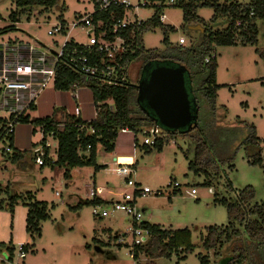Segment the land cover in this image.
Here are the masks:
<instances>
[{
	"label": "rangeland",
	"instance_id": "rangeland-1",
	"mask_svg": "<svg viewBox=\"0 0 264 264\" xmlns=\"http://www.w3.org/2000/svg\"><path fill=\"white\" fill-rule=\"evenodd\" d=\"M125 1L135 9L134 13L129 12V21L151 18L153 9L141 7L148 0ZM168 1H163L164 22L142 34L144 50H163L170 44L177 45L179 38L184 39V48L196 46L202 40V24L192 22L185 26L182 6H168ZM178 1L185 4L188 0ZM234 1L241 6L250 2L220 0L219 5L223 8L225 3ZM154 2L159 5L160 0ZM15 10L14 0H0V45L13 41L31 43L30 39H34L51 48L53 40L58 38L48 36L46 32L60 20L69 23L76 14L90 12L91 0H57L52 9L41 12L34 8L13 20L11 15ZM195 15L212 29L225 27L220 18L214 24L210 23L213 11L209 7H199ZM256 27L254 44L241 43L237 39L231 46L213 45L215 84L219 86L216 100L210 106L204 98H198L193 126L198 127L211 144L210 155L216 160H231L233 166L229 168V163L224 162L218 176L211 172L206 175L190 171L188 163L193 159L194 142L177 134H164L162 130L163 146L160 150L143 145L144 138L152 139L150 129H143L135 135L131 132L121 134L114 154L104 152L98 145L95 167L73 168L68 179L62 168L41 166L36 162L37 154L42 151L41 134L36 130L31 137L33 146L28 153L29 159L21 164L11 160L13 149L8 147L6 153L7 144L0 141V245L4 248L0 264H201V260L207 264H223L221 259L233 254L226 243L221 242L209 251L201 248L208 227L228 224L226 209L220 201L235 203L237 193L251 187L254 196L248 207L264 202L263 169L250 165L243 151V142L252 130L264 151V26L257 22ZM71 37L86 43L84 32L78 29ZM140 67L137 62L127 67L130 83L136 84ZM199 79L202 80V76ZM39 114L45 116L47 113L43 110ZM4 117L7 113L0 110V118ZM134 138L137 142L133 148ZM44 140L46 156L54 162L56 141L50 135ZM117 155H128L134 160L131 180L144 191L143 197H136L142 222L173 231L187 229L191 235V250H177L169 258L149 259L139 254L134 260L130 255L131 220L120 212L105 218L92 215V200L103 199L108 203L105 208L110 211V202L118 201L130 192L124 180L110 171L117 167L112 161ZM90 193L94 194V199ZM26 194L31 202L46 204L47 219L38 224L39 237L31 238L25 233L26 209L21 203L15 207L12 221L6 209L8 197H26ZM22 245H28L23 259L19 257ZM7 255L11 260H7Z\"/></svg>",
	"mask_w": 264,
	"mask_h": 264
},
{
	"label": "trees",
	"instance_id": "trees-1",
	"mask_svg": "<svg viewBox=\"0 0 264 264\" xmlns=\"http://www.w3.org/2000/svg\"><path fill=\"white\" fill-rule=\"evenodd\" d=\"M155 1V0H148ZM163 1V0H161ZM220 0H188L182 4L176 0L177 5L182 6L183 23L189 25L192 22L202 24L204 28L201 42L193 47L184 48L178 45H169L160 51L144 50L141 37L144 31L150 27L160 25L156 17L160 12L158 7L154 8L152 17L142 22L139 26H132L124 31L122 35L125 44L130 45L131 52L123 56V70L119 72V79L114 84H102L98 79L82 75L64 63H60L54 82V89L61 92H68L75 86L84 87L90 90L93 98L94 119L83 121L80 118L68 116L66 121H56L53 117L30 119L25 117L20 123H27L31 127H41L44 137L50 133L56 141V160L47 161V149L44 146V137L40 141L44 151V161L41 166H57L64 170V177L69 178V172L73 168L95 167L96 148L100 145L104 152L112 153L115 142L122 130L133 133H140L143 129L158 127L159 125L153 113L144 103L137 101V89L133 83L127 80V65L139 63L141 67L153 68L156 65L166 67L183 66L186 68L185 86L192 102V109L198 110V98H204L210 106L216 100V92L219 86L215 84L216 62L215 58L208 63L204 62L206 57L213 54V45L231 46L237 39L241 43L254 44L256 42L257 27L260 22L264 26V0H250L245 6L234 2L219 5ZM195 2V3H194ZM15 13L11 17L16 20V16L39 8L42 11L52 9L57 5V0H14ZM174 6V7H175ZM199 7H209L213 11L211 24L217 18L225 22L223 29H212L204 24V21L195 15ZM124 16L123 7H111L106 12L93 14L95 21L100 20L105 24H117ZM132 33V34H131ZM132 36V37H131ZM145 70V68H144ZM145 73H138L136 83L144 79ZM202 76V80L199 77ZM200 80V81H199ZM4 120L0 118V125ZM253 129V128H252ZM92 131V133H91ZM170 133V132H169ZM173 133V132H172ZM171 133V134H172ZM165 134V133H164ZM189 138L194 142L193 159L188 163V169L194 174L199 172H211L218 176L220 167L224 162L231 160L218 159L210 155L211 144L203 136L198 127L192 125L191 128L183 129L173 135ZM136 139L133 146H136ZM157 150L163 146L162 140H156L153 145ZM12 148V140H10ZM89 147V149H87ZM13 149V148H12ZM11 160L21 164L28 161L27 151H16L13 149ZM243 151L248 163L252 166H259L264 172V151L260 147L254 131L243 142ZM187 156V154H185ZM228 188L231 186L228 184ZM254 192L251 187L237 193L235 203H228L221 200L225 207L228 224L221 227H208L206 236L202 238L201 248L205 251L213 250L221 242L226 243L231 249L230 256L221 259L223 264H264V202L248 207V203L253 199ZM28 194L23 196L8 197L7 211L12 214L14 208L21 203L26 209L25 233L31 238L40 236L39 222L47 219L46 204L44 202H31ZM94 205H106L99 199L91 201ZM1 207V203H0ZM149 233V240L142 246H131L130 255L132 259H137L139 254H144L147 258H169L171 253L177 250H191L190 232L187 229L173 231L163 229L158 225L142 224ZM0 245V252L3 251ZM28 245H22L20 251L24 253ZM8 254V249H5ZM25 254V253H24ZM10 258V256H9ZM11 260V259H10ZM201 264H207L205 260Z\"/></svg>",
	"mask_w": 264,
	"mask_h": 264
},
{
	"label": "built area",
	"instance_id": "built-area-1",
	"mask_svg": "<svg viewBox=\"0 0 264 264\" xmlns=\"http://www.w3.org/2000/svg\"><path fill=\"white\" fill-rule=\"evenodd\" d=\"M163 1L160 0L159 5H155L154 1H147L141 6L158 7L160 12L156 20L159 24L165 20V16L161 13L164 8ZM175 4V0L168 1V6L174 7ZM111 7L124 8V16L121 21L113 25L105 24L100 20L94 22L93 14L106 12ZM152 9L154 11V8ZM134 10L125 0H91L90 12L83 15L76 14L69 23L60 20L51 26L46 34L58 38L53 40L51 48L39 44L34 39H30L31 43L13 41L0 45V110L7 113V117L2 119L4 123L2 122L0 125V141L7 144V148H4L6 153L16 126L20 124L21 119L30 118V113L41 94L54 87L56 71L60 63L66 64L82 75L94 77L102 84H114L119 79V72L124 69L121 63L123 56L128 52H133L130 45L125 44L122 35L128 28L139 26L145 22L137 19L128 20L129 12L134 13ZM75 29L84 32L86 43L77 42L71 37ZM184 44V39L179 38L177 45L184 46ZM214 58L213 54L206 57L204 62L208 63ZM80 88L84 87L75 86L68 91V95L76 100L75 92ZM71 114V116L81 119L80 106L77 102L73 105ZM35 130L41 134L42 140L43 129L38 127ZM157 131H159L158 135H156ZM125 132L128 131H121V133ZM149 134L152 139L144 138V146H153L156 140H162L161 129L158 127L150 128ZM48 135L53 137L52 133ZM42 151L36 157V162L40 165L43 164L45 155ZM114 162L117 167L110 171L124 180V184L130 189V192L124 194L120 200L110 202V211L105 208V205H94L91 212L97 218H105L114 212L123 213L131 220L129 232L132 237V246H142L148 242L149 233L142 226L144 222H142V214L136 206V197H143L144 191L141 188L138 189L137 184L131 180L134 163L121 165L118 161ZM90 196L94 199V194L90 193ZM2 253L3 251L0 252V256ZM24 256L25 254L20 252L19 257L23 259ZM7 258L9 261L8 255ZM0 262H3L1 257Z\"/></svg>",
	"mask_w": 264,
	"mask_h": 264
},
{
	"label": "water",
	"instance_id": "water-1",
	"mask_svg": "<svg viewBox=\"0 0 264 264\" xmlns=\"http://www.w3.org/2000/svg\"><path fill=\"white\" fill-rule=\"evenodd\" d=\"M186 68L156 65L146 78L134 84L137 101L153 113L162 131L172 133L195 123L197 111L185 86Z\"/></svg>",
	"mask_w": 264,
	"mask_h": 264
},
{
	"label": "crops",
	"instance_id": "crops-1",
	"mask_svg": "<svg viewBox=\"0 0 264 264\" xmlns=\"http://www.w3.org/2000/svg\"><path fill=\"white\" fill-rule=\"evenodd\" d=\"M75 93H76V100H73L68 95V92L57 91L54 88L45 90L38 98L37 103L31 112L32 115L38 114L37 115L38 117H32L30 113L31 116L30 119L53 117L56 121H66L68 116L72 115L71 112L73 109V105L75 104V102H77V104L80 106L81 119L83 121L92 120L95 115H94V107H93V98L90 90L87 88H80L77 89ZM43 110H45L47 114L45 116H40L39 113H41V111ZM34 133H35V128L31 127L29 124L27 123L18 124L16 126L15 133L12 138V148L15 149L16 151H27L29 153L31 151V147L33 146L31 145V137ZM128 133L129 132L119 133L118 138L114 145V150L111 154H114V152L117 149L116 144L120 138V135L128 134ZM112 161L113 162L118 161V163L121 165L130 164L134 162V160L128 155H117L112 158ZM101 201L105 202L103 199ZM14 210L12 214H10L7 211L10 215L11 221L13 220ZM24 228H25V217H24Z\"/></svg>",
	"mask_w": 264,
	"mask_h": 264
},
{
	"label": "flooded vegetation",
	"instance_id": "flooded-vegetation-1",
	"mask_svg": "<svg viewBox=\"0 0 264 264\" xmlns=\"http://www.w3.org/2000/svg\"><path fill=\"white\" fill-rule=\"evenodd\" d=\"M144 68H145V70H144ZM151 69H152V68H151ZM151 69H150V70H151ZM150 70H149V68L146 69V67H140L139 72H143V73H145V74H144V75H145L144 78H146V76H147V74L150 72ZM141 80H143V79H141ZM139 81H140V80H139ZM139 81H138V82H139ZM138 82H137V83H138ZM137 83H136V84H137ZM193 124H194V123H193ZM193 124H192V125H193ZM192 125H190L189 128H191ZM164 133H167V132L164 131ZM174 133H175V132H173L172 134H174Z\"/></svg>",
	"mask_w": 264,
	"mask_h": 264
}]
</instances>
